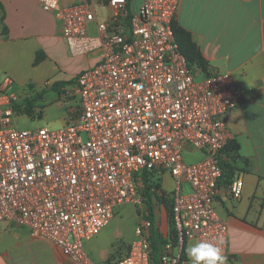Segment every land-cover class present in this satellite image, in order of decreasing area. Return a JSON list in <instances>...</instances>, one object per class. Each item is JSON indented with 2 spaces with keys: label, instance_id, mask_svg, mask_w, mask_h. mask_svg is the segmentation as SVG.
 Returning a JSON list of instances; mask_svg holds the SVG:
<instances>
[{
  "label": "built area",
  "instance_id": "obj_1",
  "mask_svg": "<svg viewBox=\"0 0 264 264\" xmlns=\"http://www.w3.org/2000/svg\"><path fill=\"white\" fill-rule=\"evenodd\" d=\"M37 3L54 15L69 55L97 61L75 78L77 104L58 130L15 128L20 96L10 77L0 81V223L49 242L66 264H95L85 243L118 208L141 203L142 172L167 174L175 239L162 246L160 263L189 264L191 240L216 244L228 260L215 198L221 184L231 199L242 195L240 175L223 178L221 151L233 141L225 116L246 91L230 73L188 66L172 31L181 0H142L134 13L127 0H106L105 20L90 2ZM195 152L202 157L186 164L184 154ZM150 229L141 218L127 252L110 264H152Z\"/></svg>",
  "mask_w": 264,
  "mask_h": 264
},
{
  "label": "crops",
  "instance_id": "obj_2",
  "mask_svg": "<svg viewBox=\"0 0 264 264\" xmlns=\"http://www.w3.org/2000/svg\"><path fill=\"white\" fill-rule=\"evenodd\" d=\"M82 1L93 4L97 20L109 17L106 0L62 3ZM141 2L130 0V11L137 12ZM0 5V77L8 74L13 85L14 80L38 83L41 91L45 84L75 80L96 63L93 55H69L57 20L42 10L37 0H0ZM175 20L190 34L192 44L208 63L206 73H230L246 91L244 101L225 116L233 135L231 146L235 150L229 153L233 158L222 155L234 170L233 175H240L242 195L239 200L231 199L221 184L215 207L228 227L230 258L223 264H264V0H181ZM94 29L92 23L90 33ZM40 51L44 59L34 66ZM65 71L70 73L69 79L57 77ZM192 155L202 157L196 152ZM142 205L141 218H146ZM157 212L155 228L168 241V227L162 234L164 225L159 226ZM107 227L84 245L97 264L115 262L130 245L124 247V243L115 242L118 237L113 241ZM193 243L189 241L186 248ZM0 264H66V258L49 242L32 236L28 229L0 223Z\"/></svg>",
  "mask_w": 264,
  "mask_h": 264
},
{
  "label": "rangeland",
  "instance_id": "obj_3",
  "mask_svg": "<svg viewBox=\"0 0 264 264\" xmlns=\"http://www.w3.org/2000/svg\"><path fill=\"white\" fill-rule=\"evenodd\" d=\"M10 77L8 74H3L0 77V81L5 78ZM59 77L63 79H69L70 73L65 71L64 74H60ZM11 78V77H10ZM12 79V78H11ZM201 77H197L195 80H200ZM13 80V79H12ZM15 81V84L12 86V90L17 92L20 96V100L23 106L20 114L13 118V125L19 130H34L37 128L47 127L51 130H58L65 126V123L69 121L67 111L69 108L77 104V98L73 93V84L66 85L60 88L59 93H54L50 90H47L50 84H45L44 96L41 101L37 103L33 109V113H27L24 109L25 100L32 98L36 93L40 92L38 83L22 84L19 81ZM194 155L185 153L184 162L186 164L193 163L198 161ZM167 176V175H164ZM161 177V181L157 182L154 178L148 179L149 183L159 184L158 193L161 196L162 202L168 204L170 197V192L173 189V182L168 177ZM185 191H188V186L184 185ZM143 210L142 203H136L133 205H124L116 210V213L108 225V229L112 235L110 238L115 241L118 237V240L115 242H121L122 246H128L134 238V228L136 224L141 220V214ZM157 222L159 226L161 223L164 225L162 234H166V227H168V218L165 207L158 206L157 208ZM103 242V241H102ZM105 244H109V240L104 241ZM102 244V243H101ZM128 248V247H127ZM86 251V250H85ZM89 254V253H88ZM90 255V254H89ZM93 263L97 264L92 255H90Z\"/></svg>",
  "mask_w": 264,
  "mask_h": 264
},
{
  "label": "trees",
  "instance_id": "obj_4",
  "mask_svg": "<svg viewBox=\"0 0 264 264\" xmlns=\"http://www.w3.org/2000/svg\"><path fill=\"white\" fill-rule=\"evenodd\" d=\"M130 2V0H127ZM1 8V5H0ZM128 9L130 11V6L128 5ZM2 22V18L0 19ZM4 31V30H3ZM172 31H173V38L178 45L180 53L185 57L187 64L189 67L197 66L200 67L204 73H206L208 63L205 61V59L199 54V52L196 50L195 46L192 44L190 39V34L182 29L176 20L172 23ZM44 59L43 52H37L35 56V60L33 65H38L42 60ZM208 75V73H206ZM73 80L69 81H62V82H55L50 87H48V90L59 93L60 88L73 84ZM44 90H41L40 92L36 93L32 98L25 100V107L27 113H33V109L37 105L39 101L43 99L44 96ZM232 142H230L222 151L221 154L224 155V158H233L232 156H229L230 152H233L235 150L234 146H231ZM231 146V147H230ZM223 158V159H224ZM221 167L223 171V178L228 183V180L233 175V169L232 167L226 163V161H221ZM154 178L157 180V182L161 181L160 176H157L153 173H147L142 172L140 175V186L138 188V195L141 198V202L145 206V217L147 220L151 222V229H150V235H149V243L150 248L152 250V256L151 261L152 264H160V251L162 246L167 242V240L156 230L155 228V212L157 211L158 206H163L166 209L167 212V218H168V235L167 239L168 241H174L175 239V232L172 226V199L169 198V203L166 204L162 202L161 196L158 193L159 184H152L148 182V179Z\"/></svg>",
  "mask_w": 264,
  "mask_h": 264
},
{
  "label": "clouds",
  "instance_id": "obj_5",
  "mask_svg": "<svg viewBox=\"0 0 264 264\" xmlns=\"http://www.w3.org/2000/svg\"><path fill=\"white\" fill-rule=\"evenodd\" d=\"M189 264H223L219 246L207 241H197L186 248Z\"/></svg>",
  "mask_w": 264,
  "mask_h": 264
}]
</instances>
